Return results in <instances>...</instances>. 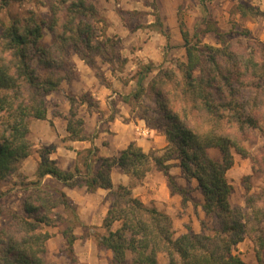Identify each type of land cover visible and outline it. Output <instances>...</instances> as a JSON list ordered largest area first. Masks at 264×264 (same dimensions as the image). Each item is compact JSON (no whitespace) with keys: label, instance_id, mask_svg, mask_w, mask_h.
Wrapping results in <instances>:
<instances>
[{"label":"trees","instance_id":"16d2710c","mask_svg":"<svg viewBox=\"0 0 264 264\" xmlns=\"http://www.w3.org/2000/svg\"><path fill=\"white\" fill-rule=\"evenodd\" d=\"M19 4L44 7L48 17L42 19L31 10L4 24L1 12ZM100 21L89 0H0V201L2 184L30 155L29 120L46 119V97L57 91L72 71L70 52L94 70L97 79L102 74L95 57L112 62V39L97 35L94 26ZM45 30L51 38L49 44L43 40ZM184 49L186 60L178 62L175 69L156 67L146 89L141 83L155 66L139 71L143 78L132 98L142 94L153 97L160 118L152 129L163 132L185 181L197 183L203 198L201 208L206 217L214 219L216 229L195 233L188 227L179 233L168 215L133 198L131 189L156 168L165 176L171 193L181 196L182 206L186 205L187 190L177 185L169 174L170 165H165L170 158L146 155L134 145L110 159L97 158L95 150H90L81 163L85 176L76 177L78 168L73 173L63 172L53 161L41 159L35 180L25 190L22 212H4L0 207V218L6 217L0 226V264H53L46 260L51 238L47 229L56 226L60 209L70 214L74 227L84 228L67 197L42 184L47 176L66 187L109 191L110 208L103 220L107 235L98 243L111 253L113 264H126L129 255L133 264H160L159 254L166 256V264H246L234 253L245 238L253 244L256 264H264V206L250 207V216L241 215L230 203L233 187L226 176L234 154L248 158L242 143L258 129L264 72L258 71L254 53L186 41ZM246 89L251 94L250 110L241 99ZM66 128L71 140L80 139L70 121ZM213 149L219 158L211 156ZM91 162L99 164L97 170L92 171ZM112 167L130 178L128 187L113 188ZM114 223L119 227L112 231ZM64 238L72 257V245L79 237L72 230L65 232ZM75 263L71 259V264Z\"/></svg>","mask_w":264,"mask_h":264},{"label":"rangeland","instance_id":"374dc122","mask_svg":"<svg viewBox=\"0 0 264 264\" xmlns=\"http://www.w3.org/2000/svg\"><path fill=\"white\" fill-rule=\"evenodd\" d=\"M98 10L100 23L94 24L97 35H106L112 39V62L106 63L102 61L100 56L95 57V65L100 74L97 79L101 85L109 86L110 81L108 71H111L121 84L116 87L123 86V82L129 80L130 77L119 74L123 70L133 69L132 73H139L146 66L152 63L147 59L132 58L131 65L125 68L127 60L123 58V39L118 35H113L108 30V19L101 12L105 6V1L110 3L111 0H89ZM111 10L116 14L121 23L124 24L130 32H138L137 41L132 40L128 45V50L133 55L137 50H142L143 54L149 52L162 55L166 64L163 66L169 69H175L178 62L186 60L185 41L191 45L198 44L207 45L213 48L221 49L228 46L230 49L244 51L247 55L254 53V61L259 69L264 72V11L260 10L259 2L256 0H112ZM258 2V3H257ZM108 5V4H107ZM109 6V5H108ZM107 7V6H106ZM240 7H243L241 9ZM34 11L42 19L48 17V11L44 7H34L32 4L12 5L8 9L1 12V19L4 24H8L14 17H24L28 11ZM108 21V23H107ZM44 42L49 44L51 41L47 30L44 31ZM79 58L70 52L69 61L72 71L68 73L67 80L61 83L58 90L46 97L47 115L45 120H29L28 141L31 145L30 155L37 156L41 159H49V153L54 149L49 142H42V137L49 135V119H57L66 124L70 121L73 129L76 131L78 138L85 137L83 135L82 116L85 111H95V98L90 93L74 94L72 85L78 79V72L75 68V62ZM153 65V64H152ZM160 67V66H157ZM95 75V71L92 70ZM156 75V74H155ZM152 76L144 81V89L147 88L149 82L154 78ZM108 80V81H107ZM124 83V84H125ZM128 83V82H127ZM126 83V85H127ZM132 90V89H131ZM137 91V89H136ZM129 93V92H128ZM251 94L248 90L242 91V100L247 108L251 109ZM258 107V115L256 117L258 129L252 130L243 140V147L248 153V158H241L234 154V164L228 171L227 179L233 187V194L230 203L243 216L251 215V208L258 205L264 206V93H261ZM132 108L136 115L144 117L146 125L153 128L156 121L160 118L158 115L154 99L149 94H142L137 99L131 100ZM84 105V108L82 107ZM163 134L162 131L158 130ZM70 138V137H69ZM71 139V138H70ZM47 141V140H46ZM153 157H166L174 159L176 153L171 145L166 147L165 151L160 154L150 153ZM87 153H80L78 158L81 164L86 159ZM212 157H217L218 153H211ZM23 164V163H22ZM82 165V164H81ZM99 165V164H97ZM20 170L7 179L2 184L3 198L0 201L1 211H17L22 212V202L25 197V190L28 184L35 180H29ZM156 169V168H153ZM189 191V190H187ZM190 192V191H189ZM193 198V196H192ZM250 198L253 202L250 201ZM260 201V202H259ZM193 203V202H192ZM189 208L188 219L182 218L181 228H174L181 232H185L186 228L196 227L195 233H200L204 229H216V223L212 217L199 221L195 211V205ZM252 205V206H251ZM60 216L55 220L56 226L47 229L51 238L47 242L46 260L53 264H71V259L75 256H69L66 251V241L64 233H70L75 229L71 216L66 211L58 210ZM6 217L0 218V226ZM119 223L115 224L112 229H117ZM83 232L80 240H84L91 234V239L98 246V252L105 251L99 245V238L106 236L101 234L97 229ZM246 264H256L254 247L248 238L239 243L234 250ZM132 255L128 256V261L132 262ZM159 260L167 261L164 254H159ZM76 260V259H75ZM77 262V261H76Z\"/></svg>","mask_w":264,"mask_h":264},{"label":"crops","instance_id":"0c3cea01","mask_svg":"<svg viewBox=\"0 0 264 264\" xmlns=\"http://www.w3.org/2000/svg\"><path fill=\"white\" fill-rule=\"evenodd\" d=\"M254 1L256 2V0ZM258 2L260 10L264 11V0H258ZM111 5H113L112 0L110 3L105 1V6L104 8L102 7L101 12L109 21L108 34L111 31L113 35H118L123 39V52L127 51L125 55L122 53L123 58L127 60L125 68L131 65L132 58L147 59L155 68L152 72L146 74L144 78L143 75L139 76V73H132V68L128 69V71L127 69L123 70V73L119 75L123 76L124 80H126V76L130 78L126 81V83L128 82L127 85L123 82V86L117 89L116 85L121 83L116 80L117 78L111 71H108L109 75L106 76V78L109 77L110 79V81L107 80L110 85L105 86L98 82L92 70L83 61L78 60L75 62L78 79L72 85V90L74 94H92L97 106L95 111H85L82 116L83 135L85 137L79 140H71L64 122L57 119L50 121L49 119V135L42 137V142H49V145H53L54 149L49 153V160L53 161L59 170L73 173L75 168H78L80 174L76 175V177L85 176L84 168L78 161L80 153L95 150L97 158L110 159L117 157L120 152L127 149L130 145L136 146L146 155L153 152L157 155L163 153L168 146L165 136L158 130L149 128L145 120L141 116L136 115L131 104L132 97L136 93V89H138L139 79L143 78L141 84L144 85V81L148 77L150 78L152 74L155 76L157 73L156 67L164 66L166 62L162 55L152 52L143 54L142 50H137L133 55L129 53L127 44L132 42V40L137 41L138 32H130L121 23L119 17L112 12ZM82 107L84 108V105ZM210 153L217 154L218 152L213 149ZM217 158H219V155ZM39 163L40 158L37 154L29 156L23 162L21 170L25 176L29 177V180L35 178ZM91 163L92 171L97 170L99 165L94 162ZM178 164L179 162L176 159L165 162V165H170L169 174L174 177L177 185L190 191H187L188 198L184 207L181 204V196L171 193L165 176L158 169H151L141 183L131 189V193L133 198L138 199L144 205H152L157 210L168 215L175 228L184 229L182 222L185 217L189 218V208L192 204L195 205L199 221H204L207 217L201 208L203 198L197 188V183L194 180L187 183ZM109 177L114 189L118 186L128 187L130 184V178L117 167L110 169ZM42 184L61 191L70 201L78 221L84 226L83 229L80 226H76L73 230L74 235L81 236L84 230L92 234L94 229H97L101 234L107 233L103 227V220L110 208L108 190L97 189L94 192H88L84 186L66 187L50 176L45 177ZM179 216H182L183 220L182 218L179 220ZM115 224L117 223H114L112 227ZM112 227L111 230L114 231L115 229H112ZM192 228L194 232L198 230L196 227ZM179 233H184V231L181 230ZM91 234L83 241L80 240V237L74 241L72 249L77 261L75 264H113L112 255L108 250L105 249V251L98 252V246L91 239ZM130 260L126 264H133ZM158 262L166 264L165 260L161 262L159 258Z\"/></svg>","mask_w":264,"mask_h":264}]
</instances>
